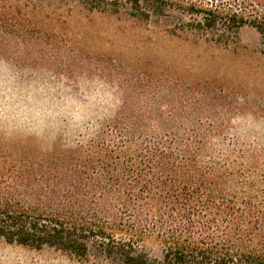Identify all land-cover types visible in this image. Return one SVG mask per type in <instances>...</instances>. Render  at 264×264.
<instances>
[{"label":"trees","instance_id":"1","mask_svg":"<svg viewBox=\"0 0 264 264\" xmlns=\"http://www.w3.org/2000/svg\"><path fill=\"white\" fill-rule=\"evenodd\" d=\"M157 1L162 14L174 13L163 33L178 58L127 95L110 127L128 139L72 152L0 144V236L76 256L95 245L124 264H264V147L237 144L221 160L196 162L211 154L209 133L228 131L226 121L206 126L202 116H264V0ZM122 3L140 8V0H0V55L23 42L21 59L43 58L61 42L72 9L105 13ZM242 26L260 35L259 49L240 43ZM147 93L154 94L144 103L160 120L153 140L138 138L146 135L139 109ZM237 95L248 103L234 104ZM180 96L199 101L177 106ZM139 234L162 243L160 259L139 250Z\"/></svg>","mask_w":264,"mask_h":264},{"label":"clouds","instance_id":"2","mask_svg":"<svg viewBox=\"0 0 264 264\" xmlns=\"http://www.w3.org/2000/svg\"><path fill=\"white\" fill-rule=\"evenodd\" d=\"M19 43L18 51L0 55V144L33 142L41 151H53L59 146L72 152L86 150L101 139L111 146L128 139L110 127L125 111L127 89L119 75L106 74L88 62L68 69L53 67L51 62L46 64L38 59H21L25 47L23 42ZM158 91L163 94L168 89ZM153 94L147 93L141 98L139 112L144 115L140 130L146 135L139 139L153 140V134L160 132L159 118L144 103ZM198 101L199 97L180 96L176 104ZM246 103L248 98L243 95L234 99L236 105ZM168 111L167 103L160 105V112ZM213 120L226 121L228 131L223 136L209 133L211 154L197 155L199 165L223 159L237 144L264 147V116H257L253 111L226 116L218 110L216 117L202 116L201 123L207 126ZM21 197L29 203L34 199L24 192ZM7 241V237H0V264H78L70 252L54 246H51L54 255L45 259L36 247L29 250L23 241L13 239L11 244Z\"/></svg>","mask_w":264,"mask_h":264},{"label":"rangeland","instance_id":"3","mask_svg":"<svg viewBox=\"0 0 264 264\" xmlns=\"http://www.w3.org/2000/svg\"><path fill=\"white\" fill-rule=\"evenodd\" d=\"M158 3L157 0H140L138 10L122 3L105 13L72 9L65 14L61 42L49 48L48 53L53 54L38 60L68 69L88 62L106 74L119 75L126 85L127 95L134 97L141 93V78L178 58L176 43L163 33L174 23V13L162 14ZM238 38L249 50L260 48V35L252 27L242 26ZM260 61L264 65V60ZM135 242L148 257L161 258L163 245L154 234L142 238L139 234ZM36 249L45 259L54 255L50 246ZM71 255L78 264H124L118 257L104 255L95 245L84 256Z\"/></svg>","mask_w":264,"mask_h":264}]
</instances>
